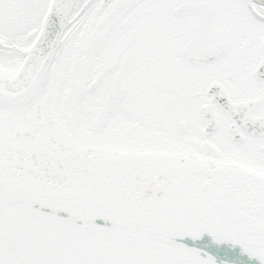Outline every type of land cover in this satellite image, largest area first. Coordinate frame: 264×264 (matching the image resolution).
Returning a JSON list of instances; mask_svg holds the SVG:
<instances>
[{
  "label": "snow or ice",
  "instance_id": "6c2138e0",
  "mask_svg": "<svg viewBox=\"0 0 264 264\" xmlns=\"http://www.w3.org/2000/svg\"><path fill=\"white\" fill-rule=\"evenodd\" d=\"M0 264H264V0H0Z\"/></svg>",
  "mask_w": 264,
  "mask_h": 264
}]
</instances>
